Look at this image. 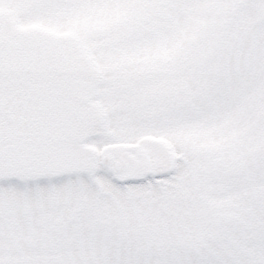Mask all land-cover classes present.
Segmentation results:
<instances>
[{"label": "snow or ice", "instance_id": "obj_1", "mask_svg": "<svg viewBox=\"0 0 264 264\" xmlns=\"http://www.w3.org/2000/svg\"><path fill=\"white\" fill-rule=\"evenodd\" d=\"M0 264H264V0H0Z\"/></svg>", "mask_w": 264, "mask_h": 264}]
</instances>
